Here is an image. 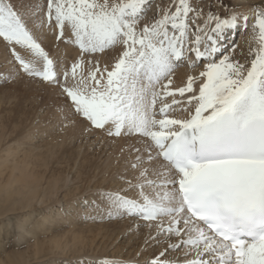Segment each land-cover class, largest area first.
<instances>
[{
  "label": "snow or ice",
  "instance_id": "obj_1",
  "mask_svg": "<svg viewBox=\"0 0 264 264\" xmlns=\"http://www.w3.org/2000/svg\"><path fill=\"white\" fill-rule=\"evenodd\" d=\"M29 3L32 11L39 7L38 0ZM150 6L45 0L36 13L41 29H58L57 39L80 52L70 68L59 69L37 42L32 12L0 0V44L18 74L55 88L62 106L89 128L141 142L126 187L97 195L120 217L177 238L149 264H172L167 251L185 247L183 264H264V0L250 15L174 0L148 17ZM241 26L256 42L244 62L223 47ZM106 51L115 53L110 65L91 59ZM28 52L34 57L21 54ZM181 61L195 71L174 86Z\"/></svg>",
  "mask_w": 264,
  "mask_h": 264
},
{
  "label": "rangeland",
  "instance_id": "obj_2",
  "mask_svg": "<svg viewBox=\"0 0 264 264\" xmlns=\"http://www.w3.org/2000/svg\"><path fill=\"white\" fill-rule=\"evenodd\" d=\"M171 1L151 0L148 15H154L149 12L154 4L167 7ZM14 2L17 7L32 12L40 37L37 42L41 43L57 67L66 64L70 68L80 54L73 47L57 42L58 29L56 40L50 33L55 28L44 24L41 29L36 13L44 6L45 0H38L39 7L35 11H32L35 6L29 0ZM195 2L201 4L206 12L211 7L217 14L250 15V8L257 0ZM21 54L32 58L30 52ZM114 56L115 53L106 51L95 54L91 59L98 60L104 67L112 63ZM37 60L39 58L34 60V64L39 67L42 60L39 63ZM13 61L11 52L0 44V159L15 158L17 175L21 173V167L24 170L27 165L28 172L24 173L27 183L38 181L43 189L47 184L49 186L44 196L30 206L22 205L23 199L17 196L0 195V264H80L76 254L80 246H90V251L108 254L125 247V242L131 237L136 240L143 237L145 228L150 227L135 226L124 219L125 216L120 217L109 208H96L99 211L94 217L82 213V216L71 220L66 215L43 225L45 216L55 211L60 203L66 202L72 191L78 192L93 182H101L103 189L126 187L125 181L135 175L130 162L134 160L136 147L141 142L134 136L113 138L89 128L62 106V98L55 88L38 78L18 74L17 64ZM8 171L9 168L0 166V183L7 182ZM62 182L65 184L59 189ZM42 191L38 190L37 194L43 195ZM100 191L91 195L89 188L86 195L98 196ZM65 219L69 220L65 222ZM96 246L110 248L102 251ZM34 252L36 255H33Z\"/></svg>",
  "mask_w": 264,
  "mask_h": 264
},
{
  "label": "bare ground",
  "instance_id": "obj_3",
  "mask_svg": "<svg viewBox=\"0 0 264 264\" xmlns=\"http://www.w3.org/2000/svg\"><path fill=\"white\" fill-rule=\"evenodd\" d=\"M172 2L173 1H171V3ZM160 7L162 8V6H160V3L154 4L153 8L149 12L150 13L153 12L154 15H157L159 13V10L161 9ZM244 14H248V13H244ZM151 16L148 15V17ZM50 33L54 34V38L56 40V34H57L56 29H52ZM234 36H236L235 40H233ZM57 42H61L62 44L73 47L75 51H77L80 54L77 46L71 43H67L66 38H61L57 40ZM223 47L229 49L227 54H229L235 59L240 60L241 62H244L245 58H250L249 48L250 47L255 48L256 42L253 39V34L249 30H246L243 26H241L238 30H233L227 34V39L224 40ZM30 54L32 57H34V54H32L31 52ZM11 58H12V53H11ZM35 59L37 58L33 59V63ZM15 63L17 64V62ZM55 63L54 65L57 66ZM57 68L63 69V68H67V66L66 64H62L60 67ZM194 71L195 70L192 67H190V62L181 61L179 63V66L175 68L172 74V80L174 86H182V84L186 81L187 75L193 73ZM0 162L2 166L4 165L6 168H9V171L7 173L8 176L7 182L5 181L4 183H0V195H3L5 197L17 196L20 199H23L22 205H26V206H30L34 201L44 196L45 190L49 185L46 183L47 187L43 189L42 188L43 185H40L38 181H33V182L31 181L27 183V181H25L24 178V173L28 172L27 165L24 170L22 169L23 167L22 166L21 173L17 175V166H16L15 158L6 157L2 161L0 159ZM0 180H2V175H0ZM64 184L65 182H62V185L59 187V189L62 188ZM101 184H102L101 182H93L89 186L86 185L85 189H82L78 192L72 191L71 193H69L70 198H66V202L60 203L59 206L55 209V211H51L52 213H49V215L45 216L43 225L53 223L56 219H58V217H62L66 215L67 216L69 215L71 220L75 219L76 216H80L82 213H85L89 217H91L90 215H92V217L97 216L96 214L99 210H95V209L101 208L102 210L103 209L105 210L106 207L100 200V197L95 195L91 196V195L95 193L97 190L98 191L105 190L102 187H100ZM89 188L92 193L90 196H87L86 190H88ZM10 189H15V191L12 192ZM109 189H118V186L111 187ZM38 190H43L42 191L43 195L37 194ZM90 210L92 212H89ZM124 219L131 221V224L135 226L149 227V225L143 220H137L127 216H125ZM67 220L69 219H65V222ZM145 230L146 233H144V236L141 237L140 239L136 240V238L133 239L131 237L129 238V240L125 242L126 243L125 247H119V249L116 251H109L108 254L107 253L102 254L101 252H98V250L90 251L89 249L90 246H88L89 248H86L85 246L83 247L80 246V248H78L76 252V254H78L79 256L78 261L80 264H85V263L103 264L102 258H112L116 261V264H149V261H151L154 254H156L157 258H159V253L165 251L169 243H172L174 245L175 243L178 242L175 236H173L171 240H169L166 235H161L160 233L156 232L154 228H149V229L145 228ZM92 242L93 240L91 241V244ZM99 245L100 243H98L97 246ZM64 246H66L65 243ZM97 246L95 248L102 251H105L107 248L108 249L110 248V247H97ZM144 251H146V253H144ZM166 254L168 258L172 261V264H183V261L187 254V248L186 247L181 248L178 251L175 248H173L172 250L167 251ZM33 255H36V253L34 252ZM51 264H56V263H51Z\"/></svg>",
  "mask_w": 264,
  "mask_h": 264
}]
</instances>
